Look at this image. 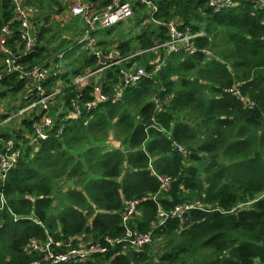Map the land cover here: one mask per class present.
I'll return each instance as SVG.
<instances>
[{"label":"trees","instance_id":"16d2710c","mask_svg":"<svg viewBox=\"0 0 264 264\" xmlns=\"http://www.w3.org/2000/svg\"><path fill=\"white\" fill-rule=\"evenodd\" d=\"M24 1L38 10L31 17L37 44L21 60L40 62L61 51L66 70L54 77L66 80L46 137L31 135L34 110L0 122L10 127H0V148L8 137L19 147L0 182V264L41 261L42 251L24 249L30 238L50 236L51 246L62 250L119 236L129 198L137 203L128 226L164 241L154 264H264V6L238 0L213 11L207 0H151L155 8L132 2L130 17L90 34L96 48L109 44L133 54L99 71L105 99L68 115L70 97H93L90 84L76 86L70 76L101 63L77 41L80 28L57 18L66 0ZM89 1L101 8L110 0ZM13 15L11 0H0V27L13 28L11 47L19 43ZM167 20L197 31L193 41L211 55L166 52L159 43ZM154 61L161 62L156 69ZM132 64L151 74L125 84L112 100L120 69ZM22 87L14 72L1 74L0 97ZM14 102L1 106L0 119ZM161 174L169 176L166 188L159 187ZM181 202L192 205L158 223L156 207L169 211ZM150 241L139 249L125 241L106 244L103 253L66 264H142Z\"/></svg>","mask_w":264,"mask_h":264},{"label":"built area","instance_id":"2783aa9c","mask_svg":"<svg viewBox=\"0 0 264 264\" xmlns=\"http://www.w3.org/2000/svg\"><path fill=\"white\" fill-rule=\"evenodd\" d=\"M141 4H151V8L155 5L151 0H134ZM238 0H207V4L213 11H217L222 7L234 4ZM257 6H264V0H248ZM13 17L17 20V35L19 43L9 46L7 38L11 36L13 28L8 24H2L0 27V76L2 73L14 72L16 77L23 80L22 90L19 92L22 102L14 99V106L7 112L1 121H6L14 116L27 114L35 111L37 117L32 120L31 135L34 138H44L47 136V130L52 123L49 113L50 105L56 99V95L61 92V86L64 79L56 78L54 75L62 72L64 69L61 51H57L52 56L44 58L40 62L26 64L21 57L27 54L37 44V35L32 30L31 17L38 11L36 6L25 2L24 0H11ZM132 0H110L101 8H93V4L89 0H69L68 8L65 12L57 14V18L61 22L68 21V16L78 14L82 20L81 34L77 41H84V46L98 57L102 55L105 60L99 61L101 64L96 68L86 69L70 76L69 82L76 86L91 85L92 98L85 101H79L75 97L69 98V113L75 115L80 109L92 106L97 100L106 98V94L102 92L99 79V71L102 67L116 64L133 53L123 54L115 46L100 49L94 47L95 37L91 35V30L112 24L119 20H124L132 14ZM93 8V9H92ZM159 22L157 19H154ZM49 22V21H48ZM166 29V38L159 43L165 51L182 50L188 53L199 50L206 56L211 55V51L207 47H199L193 41L197 31H190L187 26L180 28L175 20H167L164 22ZM199 32V31H198ZM155 62V61H154ZM160 61L154 63L155 69L160 66ZM121 86L114 89L112 100L116 99L120 93V89L127 83L137 80L141 75H150L141 65L132 64L129 67L121 68ZM52 80L49 81V79ZM49 81V82H48ZM91 82V83H90ZM229 91L238 95L239 92L234 87L228 88ZM157 103V98H154ZM158 106V103H157ZM4 109L0 105V113ZM181 149V145L176 146ZM19 155V147L16 146L11 137L3 140L0 148V182L4 179L7 170L13 166ZM160 180L159 187L166 188L169 182V176L161 174L157 175ZM3 201V195L0 193V202ZM126 207L120 212L123 225V231L119 236L111 237L107 234L97 239H89L82 244L72 245L67 243L62 250L54 249L51 246L50 236H46L44 240L30 238L24 249L27 251H42V260H34L35 264H66L70 261L88 258L94 256L95 253H103L106 244L125 241L131 248L139 249L149 242L151 239L150 232L137 231L132 229L126 223L127 218L135 211L137 199L129 198L125 200ZM192 204L181 202L174 204L169 211L160 207H156L159 216L158 223L164 219L167 214L180 216Z\"/></svg>","mask_w":264,"mask_h":264},{"label":"rangeland","instance_id":"374dc122","mask_svg":"<svg viewBox=\"0 0 264 264\" xmlns=\"http://www.w3.org/2000/svg\"><path fill=\"white\" fill-rule=\"evenodd\" d=\"M132 15V14H131ZM130 15V16H131ZM129 16V17H130ZM121 25V24H120ZM120 25H117V27H116V30H120ZM132 27L134 28H132L131 29V31H130V33H133V32H135L136 30H137V27H138V25L136 24V25H132ZM127 28V27H126ZM126 28H125V30H126ZM122 29V28H121ZM120 32V31H119ZM121 32H123V33H125V31L124 30H122ZM61 34H62V32H61ZM69 34V33H68ZM118 35V33L116 34V35H114V38L116 37ZM125 35H127V32L125 33ZM138 63V62H137ZM13 99H17V100H19L20 99V93L18 92V93H16L15 95H13V94H9L8 92H7V95L5 96H3V97H0V105L1 106H3L4 108L6 107V106H8V104H9V102L10 101H13ZM59 102H60V100L57 98L56 100H54L53 102H52V104H51V107H50V109H49V113H50V115H52V113H53V107H57L58 105H59ZM15 123H17V120H11L10 121V125H14ZM3 126H5L7 129H10V127H8V126H6V123H3L2 125H0V127H3ZM55 184H56V188H57V186L59 185V179H57L56 181H55ZM61 187H65V185H62ZM86 241H88V239L87 240H80L77 244H82V243H84V242H86ZM151 243L149 244V249H150V255L147 257V259H146V261L145 262H143L142 264H154V262L156 261V253L158 252V251H160V249H161V247H162V245H163V240H162V238L159 236V237H154V240H151L150 241ZM127 244V243H126ZM125 246H128V247H130L131 248V246H129L128 244L127 245H125Z\"/></svg>","mask_w":264,"mask_h":264},{"label":"crops","instance_id":"0c3cea01","mask_svg":"<svg viewBox=\"0 0 264 264\" xmlns=\"http://www.w3.org/2000/svg\"><path fill=\"white\" fill-rule=\"evenodd\" d=\"M67 4H69V0H66ZM132 2H134V0H132ZM66 10H63L62 12H65ZM72 18V19H71ZM71 19V20H70ZM70 21V24H75V28L77 29L78 27L80 28L77 29V34H81V27H82V20H81V17L78 15V14H74L72 16H68V22ZM32 25V24H31ZM33 26V25H32ZM33 32L36 34V29H34V27H31ZM133 28V27H132ZM131 28V29H132ZM139 26L137 27V30H138ZM134 29V28H133ZM201 29V28H200ZM136 30V31H137ZM200 33L202 32V30H198ZM129 34V33H128ZM37 35V34H36ZM127 36V35H126ZM96 40V38H95ZM97 41V40H96ZM107 47H111V45L107 44L106 45ZM112 46H115V45H112ZM104 47V46H103ZM106 48V47H105ZM100 61V60H99ZM64 66V69L62 70V72H64L66 70V67L65 65Z\"/></svg>","mask_w":264,"mask_h":264},{"label":"water","instance_id":"95a60500","mask_svg":"<svg viewBox=\"0 0 264 264\" xmlns=\"http://www.w3.org/2000/svg\"><path fill=\"white\" fill-rule=\"evenodd\" d=\"M99 60H100V61L105 60L104 56L100 55V56H99Z\"/></svg>","mask_w":264,"mask_h":264}]
</instances>
